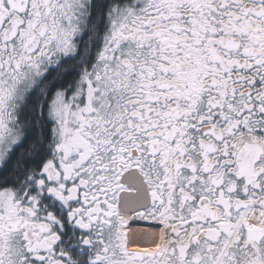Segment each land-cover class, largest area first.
I'll return each instance as SVG.
<instances>
[{
    "label": "snow or ice",
    "instance_id": "obj_1",
    "mask_svg": "<svg viewBox=\"0 0 264 264\" xmlns=\"http://www.w3.org/2000/svg\"><path fill=\"white\" fill-rule=\"evenodd\" d=\"M0 264H264V0H0Z\"/></svg>",
    "mask_w": 264,
    "mask_h": 264
}]
</instances>
